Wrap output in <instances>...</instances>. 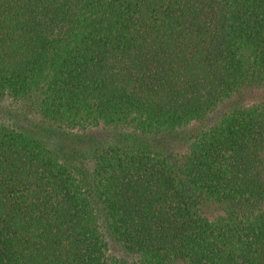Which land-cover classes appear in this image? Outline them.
Returning <instances> with one entry per match:
<instances>
[{
  "label": "trees",
  "instance_id": "obj_1",
  "mask_svg": "<svg viewBox=\"0 0 264 264\" xmlns=\"http://www.w3.org/2000/svg\"><path fill=\"white\" fill-rule=\"evenodd\" d=\"M0 264H264V0H0Z\"/></svg>",
  "mask_w": 264,
  "mask_h": 264
}]
</instances>
